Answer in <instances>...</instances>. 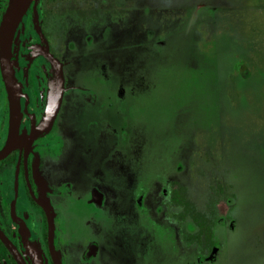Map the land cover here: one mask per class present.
Here are the masks:
<instances>
[{
	"label": "rangeland",
	"instance_id": "1",
	"mask_svg": "<svg viewBox=\"0 0 264 264\" xmlns=\"http://www.w3.org/2000/svg\"><path fill=\"white\" fill-rule=\"evenodd\" d=\"M138 1L113 0L110 30L102 17L91 37L58 30L66 147L51 176L79 198L68 230H85L97 186L115 220L105 264H264V0H145L126 14ZM173 179L202 210L217 200L214 261L173 219Z\"/></svg>",
	"mask_w": 264,
	"mask_h": 264
},
{
	"label": "flooded vegetation",
	"instance_id": "2",
	"mask_svg": "<svg viewBox=\"0 0 264 264\" xmlns=\"http://www.w3.org/2000/svg\"><path fill=\"white\" fill-rule=\"evenodd\" d=\"M144 2L139 0L125 5V13L134 5L140 11ZM112 7L113 0H0V264L107 263L108 232L115 220L113 213L100 208L106 202L104 192L97 186L90 190L88 201L94 205L84 216L85 230L79 232L74 225L70 231L64 210L73 207L68 201L79 198L70 197L72 182L62 185L59 177L51 176L66 147L60 131L64 98L52 126L45 131L44 122L48 110L55 104L51 96L55 66L46 52L52 53L62 64L67 81L68 61L61 52L63 46L58 30L65 31L66 23L73 21L91 37L95 23H101L102 17H105V28L110 30ZM13 8L10 23L14 26L9 27L7 34L4 24ZM4 39L19 83V110H15V115L17 91L11 97L2 69ZM176 182L180 181L173 179L171 182L166 205L181 207L178 212L171 213L181 228L183 222H188L187 229L192 226L185 239L197 243L201 251L211 255L214 247L220 245L216 226L226 220L222 214H217L212 247L204 241L205 236L199 241L192 216L182 215L183 207L172 202V192L179 187ZM95 189L102 193L101 202L95 199ZM49 210L54 225L53 243H50Z\"/></svg>",
	"mask_w": 264,
	"mask_h": 264
},
{
	"label": "water",
	"instance_id": "3",
	"mask_svg": "<svg viewBox=\"0 0 264 264\" xmlns=\"http://www.w3.org/2000/svg\"><path fill=\"white\" fill-rule=\"evenodd\" d=\"M13 10L14 8L11 9L10 12L8 13L5 24H4V30L7 34H8L9 27L14 26L12 22L10 23V19L13 18ZM5 40L6 39H4L2 43L1 62H2L3 74L6 79V83L10 91L11 97H14L16 94L15 92L17 91V95H18V101L16 102L17 106H16V109L14 108L13 110V115H15V112L19 110V94H18L19 83L16 77L13 62L11 59L10 49H9V46L6 48ZM46 53L50 56L55 66V78L53 79L54 80L53 81V95H51L53 99L55 100L54 101L55 104L52 106L51 109L48 110L47 117L44 122V131L46 129L48 130L54 122V119L59 109V105L63 99L64 83H65L62 64H60L59 60L52 53H50L49 51ZM94 196H95V199L101 202L102 193L100 190L95 189ZM49 216H50V235H51L50 243H53L54 225H53V219H52L50 210H49Z\"/></svg>",
	"mask_w": 264,
	"mask_h": 264
},
{
	"label": "trees",
	"instance_id": "4",
	"mask_svg": "<svg viewBox=\"0 0 264 264\" xmlns=\"http://www.w3.org/2000/svg\"><path fill=\"white\" fill-rule=\"evenodd\" d=\"M179 187L175 188L172 192L171 198L172 202L176 203L177 205H181L184 209L185 213L190 214L193 219V227L196 228L197 238L199 241H203V236H205L204 241L212 247L214 245V224L216 223L217 218V204L216 199L214 200L211 198L207 211H204L196 205L195 201L189 196V189L188 187L180 182H176ZM232 202L233 199H230ZM203 244V243H202ZM218 248L214 247L210 257L211 259H215L217 257Z\"/></svg>",
	"mask_w": 264,
	"mask_h": 264
}]
</instances>
